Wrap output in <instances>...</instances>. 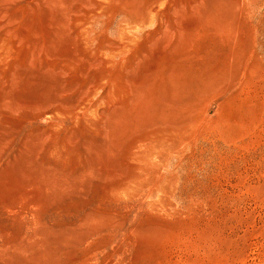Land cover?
I'll return each mask as SVG.
<instances>
[{
    "label": "rangeland",
    "instance_id": "obj_1",
    "mask_svg": "<svg viewBox=\"0 0 264 264\" xmlns=\"http://www.w3.org/2000/svg\"><path fill=\"white\" fill-rule=\"evenodd\" d=\"M0 264H264V0H0Z\"/></svg>",
    "mask_w": 264,
    "mask_h": 264
}]
</instances>
